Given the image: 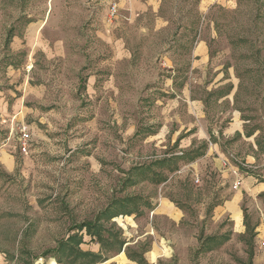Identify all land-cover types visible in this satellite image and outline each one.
<instances>
[{
	"label": "rangeland",
	"instance_id": "rangeland-1",
	"mask_svg": "<svg viewBox=\"0 0 264 264\" xmlns=\"http://www.w3.org/2000/svg\"><path fill=\"white\" fill-rule=\"evenodd\" d=\"M21 129L27 153L16 148ZM190 129L194 146L174 143ZM207 130L229 159L225 179L264 181V0H0V147L12 146L15 163L0 164V264H118L126 243L128 264H147L173 230L153 215L165 192L195 206L190 264H252L240 250L210 259L222 174L209 161L178 170L204 142L213 148L196 139ZM118 214L132 217L128 231ZM85 232L99 251H76ZM180 253L160 264H180Z\"/></svg>",
	"mask_w": 264,
	"mask_h": 264
},
{
	"label": "crops",
	"instance_id": "crops-1",
	"mask_svg": "<svg viewBox=\"0 0 264 264\" xmlns=\"http://www.w3.org/2000/svg\"><path fill=\"white\" fill-rule=\"evenodd\" d=\"M12 38V36L9 37L10 40ZM196 57H198L196 62L199 64L200 67H202L205 65L206 60L208 59V54L205 51L202 54V52L200 51V54H198V56ZM227 82L229 84L232 83L231 80H228ZM185 90V87H183L184 92H186ZM234 91L235 86L232 83L229 87L228 93L224 97L228 98V100H231L233 102V97L234 95H236H233ZM184 95H187L185 98L189 100L190 104L196 103L193 98H191V93L189 91L184 93ZM202 108L203 107L201 106V109ZM229 128L231 129V131L228 132L230 133V135H241L242 125L238 113L236 115L235 121L233 120V123L230 124ZM193 131L194 129L184 131L180 130L176 132L175 136L178 137L174 143L180 145L182 143L181 148L184 149H188L194 146L193 140L195 139V133ZM183 132L186 134L184 136H187L186 138H184L183 136L180 137ZM200 134H202V136H197V140L207 141L208 136L211 138V141L214 139V142H212L213 148L209 149L208 143L204 142L203 150L198 152L192 151L189 154V159L187 160V163L186 161H184L183 163L182 160L178 159V170L182 171V176H185L187 170L195 169V163L201 164L209 161L211 165L214 166V170L222 174V180L217 181V184H213L217 189H220H214V192L211 194L215 198L218 196L217 194L221 192L224 198L223 203L221 205H216V207H214L213 215L210 218V221L214 222V226H212L210 228L211 230L207 231L206 234L208 235V241L206 246L208 247L207 249L210 252V259H217L219 253L223 251L240 250L245 254V257H242L243 262H246L249 257V259L252 261V264H264V251H261L260 253H258L257 251V247L259 250H264V248L261 247V242L264 234V181L259 182L258 180H255L252 177L243 178L240 179V187L235 190L234 184L236 182L231 179H225L229 178L230 175L231 169L226 168L227 166H230V162L229 159L226 158L225 153L221 149L220 145L215 142V134L213 132L208 133V130ZM222 135L225 136L226 134ZM18 146L19 145L17 144L16 148H18ZM11 149L12 146L2 145L0 152V164H2L7 169V171L13 169L15 164L14 157L12 155L13 151ZM179 155L183 156L182 153ZM211 156H214L212 160L210 159ZM202 159L205 160H203L202 162L199 161ZM248 159L254 158L249 156ZM249 163L250 161L247 160V164ZM232 170L235 175L239 171L238 168L234 167H232ZM245 196L248 197L247 205L244 204ZM202 206L205 207L204 204H202ZM194 207L195 206L188 204L182 199H179L177 196H175V199H173V197H171V194L165 192L164 196L160 199V206L158 210H156L157 213L155 212L153 215L157 214L159 215V217L161 216L160 220H162V222L167 225H172L173 230L172 232L167 233V238H161L160 244H154L152 246V249H150L148 253L143 255L142 260L144 261V263L160 264V261L164 262V259L168 260L170 259V257L172 258V254H170L171 252H175V255L177 257L178 252H181L179 254V263L190 264V261H192L193 258H189L190 256L188 252L196 250L199 246L198 228L186 225L187 221H191V219H188V217L192 216L193 212L191 210ZM118 219H121L123 223L122 225L124 227L120 225ZM111 220L117 223V225L124 231H128V227H131L130 223L133 219L132 217H130V215L118 214L116 216H113ZM84 225L87 227L82 228V226ZM82 226L79 227L80 230L85 229L87 233L90 234V236L95 235V232L93 231L94 226H90L88 224H83ZM152 233L153 232H150L149 234L151 235ZM250 234L251 236L249 238V242H247L246 239L249 237ZM84 235V242H91V238L87 240L86 232ZM73 237H75V235ZM70 239L73 238L70 236L68 240ZM88 243L87 245H83L81 238H79L77 240V247H75L76 249H79V247L82 245L81 247L88 248L95 252L100 250V245L98 243H90V245ZM127 247H130V244H124L122 253L117 256L119 257L123 255L125 259L124 264H128L130 262L126 257ZM248 250L250 251V253H246ZM82 253L94 256L96 258L99 257L98 254H89V252L83 251ZM116 258H114L113 260L118 261V264H121V261ZM175 259L178 261V258ZM41 260L43 261V259Z\"/></svg>",
	"mask_w": 264,
	"mask_h": 264
},
{
	"label": "built area",
	"instance_id": "built-area-1",
	"mask_svg": "<svg viewBox=\"0 0 264 264\" xmlns=\"http://www.w3.org/2000/svg\"><path fill=\"white\" fill-rule=\"evenodd\" d=\"M110 13H111L112 16H115V14L117 13V7L115 5L112 6V8L110 10ZM18 133H19L18 145L20 147V150L23 153H27L28 144H29V141H30V135L27 132V130H25V129L19 130ZM0 152H1V147H0ZM196 183H198V180L196 181ZM239 187H240V180H238L234 184V189L237 190ZM261 247L264 248V234H263V239H262V242H261ZM51 261L52 260H50L49 263H46V264H52ZM37 264H43V261H40Z\"/></svg>",
	"mask_w": 264,
	"mask_h": 264
},
{
	"label": "trees",
	"instance_id": "trees-1",
	"mask_svg": "<svg viewBox=\"0 0 264 264\" xmlns=\"http://www.w3.org/2000/svg\"><path fill=\"white\" fill-rule=\"evenodd\" d=\"M86 228L87 226H82V228ZM91 231V230H90ZM74 248H71V251L73 250ZM76 251H77V249H76ZM80 253V255H83V256H89L88 254H84V253H82V252H79Z\"/></svg>",
	"mask_w": 264,
	"mask_h": 264
},
{
	"label": "bare ground",
	"instance_id": "bare-ground-1",
	"mask_svg": "<svg viewBox=\"0 0 264 264\" xmlns=\"http://www.w3.org/2000/svg\"><path fill=\"white\" fill-rule=\"evenodd\" d=\"M54 264V263H53Z\"/></svg>",
	"mask_w": 264,
	"mask_h": 264
}]
</instances>
